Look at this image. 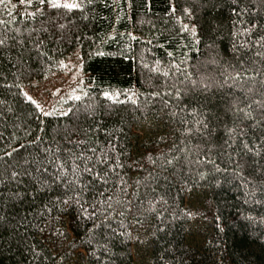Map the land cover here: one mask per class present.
I'll return each instance as SVG.
<instances>
[{"label": "trees", "instance_id": "obj_1", "mask_svg": "<svg viewBox=\"0 0 264 264\" xmlns=\"http://www.w3.org/2000/svg\"><path fill=\"white\" fill-rule=\"evenodd\" d=\"M54 2L82 7L0 3V264H264V123L245 116L264 114V0ZM67 59L85 93L64 103L67 115H45L23 87ZM244 143L261 155L245 156ZM43 147L69 168V152L97 171L113 165L94 207L82 194L104 225L91 248L92 221L58 204L64 184L10 178L32 171ZM46 166V177L58 171ZM128 200L135 217L117 214Z\"/></svg>", "mask_w": 264, "mask_h": 264}, {"label": "snow or ice", "instance_id": "obj_2", "mask_svg": "<svg viewBox=\"0 0 264 264\" xmlns=\"http://www.w3.org/2000/svg\"><path fill=\"white\" fill-rule=\"evenodd\" d=\"M28 2L31 3V0H28ZM46 2L49 7L57 8V9L63 7L65 9L72 10V9H78L82 7V5L79 3H67L66 2V3L60 4L58 2H54V0H39L40 4H45ZM0 3H3V0H0ZM88 3H92V0H88ZM246 10L247 9H245V11ZM185 11H187V9ZM232 11L235 13V8H233ZM61 27H63V25H61ZM252 27H256V25H253ZM245 31L247 32L248 30L246 29ZM3 43L4 41L0 40V45H2ZM255 75L261 76V73L259 71H256ZM236 76L237 77L241 76V73L237 72ZM253 82L256 83L257 81L254 79ZM260 83L262 84V86H264V81H261ZM105 95L107 96L108 94L105 93ZM29 100H31V97H29ZM32 103H35V101H32ZM37 107L39 108V105H37ZM65 115H67V113H65ZM245 116H248L249 118H251L254 121L255 126H259L261 123H264V114L260 115L259 120H257L255 117H251L250 113H245ZM198 123H200V121H198ZM203 127L207 129L208 125L205 123L203 124ZM75 131L76 130H72V131L65 130V138H67V136L73 135ZM41 139H42L41 137L36 138L37 141H41ZM253 139L255 140L256 138L253 137ZM260 142H264V136L260 137ZM76 143L78 146L79 143H82V141H78ZM243 147L246 150L244 153L245 156H247L249 153L254 154L256 157H259L261 155L260 151H258L254 146H249L248 143H244ZM56 151L59 152L60 149L57 148ZM40 153H44L45 155L43 156V158H40V159H37V158L32 159L31 163L35 165L32 171H29L27 167H25L23 172L21 173H18L17 171L13 170L11 171L10 178L15 179L18 175H29V176H32L36 182L41 183L43 186H48L49 180H51V183L53 184H56V183L64 184L65 185V198L61 201H58V204H63L64 206L67 207L74 203L79 206V209L84 214L85 218L92 221L93 228L89 230L90 232H92V236L87 241L83 242V245H82V246L91 248L93 239L96 236L94 229L101 228L104 225L102 223L100 224L96 223L95 217L97 216V213L95 211L89 214L88 210L84 208L83 205L84 203H87V201H83L82 194L89 190L92 191L94 200H93V204L90 206L94 207L95 204L99 202L95 200V196L97 195L96 185L99 184L100 187H106L109 185L110 175L112 174V171H113V165L107 164L106 169H101L100 171H97L96 165L89 163L93 159L92 156L84 157L83 153H81L80 155H76L72 152H69V158L71 160V167L69 168L65 166V163L59 162V159L55 157V153L51 151L50 147L41 148L40 152L37 153V157L40 156ZM5 155L10 156L11 153H5ZM50 156L53 159H49ZM78 160H80L83 163V167H81V165L77 163ZM107 160H108V156H107V153H105L104 156L101 157L97 162L100 164H105ZM230 162L234 163L237 169L241 168L246 163L243 160L231 161V158H230ZM28 163H29L28 160L23 161L24 165H28ZM51 163H55V166L58 169V171L55 174H53L51 177H46L44 175L48 171L46 165L51 164ZM167 163H171V161H167ZM253 163H258V161H253ZM115 167L119 168V167H122V165L117 162L115 164ZM41 170H43V173ZM257 171H261V168L258 167ZM83 173L89 174L90 180H84L82 178ZM122 183L124 182L122 181ZM137 184H139V181H137ZM121 191L123 192L124 189L121 188ZM68 192H71L72 194L68 195ZM98 195L100 197H103L104 195H106V193L99 192ZM108 199L115 200V196L114 195L110 196ZM116 202L120 203L121 201H116ZM108 208L110 209L112 208L111 203L108 204ZM138 211L139 209L136 208L135 204H133L131 200H128L125 206V210L118 211L117 214L118 215L132 214L135 217ZM107 219L108 217L106 216L105 220ZM136 222L139 223L138 220ZM41 231H43V229H41ZM112 231H113V234H115V229H113ZM120 235H123V233H120ZM96 243L100 244V241L97 240ZM102 247L104 248V251L108 250L107 244L102 245ZM83 255H88V253H84ZM60 259L61 261L66 260V258L63 255L60 256ZM72 264H80V262L73 261Z\"/></svg>", "mask_w": 264, "mask_h": 264}, {"label": "rangeland", "instance_id": "obj_3", "mask_svg": "<svg viewBox=\"0 0 264 264\" xmlns=\"http://www.w3.org/2000/svg\"><path fill=\"white\" fill-rule=\"evenodd\" d=\"M23 92L39 105L43 114H65L67 106L64 103L69 99H78L85 93L80 64L75 59H67L59 71L41 81H33L23 87Z\"/></svg>", "mask_w": 264, "mask_h": 264}]
</instances>
